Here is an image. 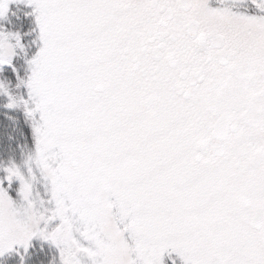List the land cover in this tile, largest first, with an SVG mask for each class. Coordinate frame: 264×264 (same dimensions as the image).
Masks as SVG:
<instances>
[{"label": "snow or ice", "instance_id": "obj_1", "mask_svg": "<svg viewBox=\"0 0 264 264\" xmlns=\"http://www.w3.org/2000/svg\"><path fill=\"white\" fill-rule=\"evenodd\" d=\"M0 264H264V0H0Z\"/></svg>", "mask_w": 264, "mask_h": 264}]
</instances>
